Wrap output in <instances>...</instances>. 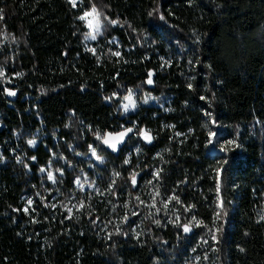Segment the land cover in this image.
Masks as SVG:
<instances>
[{"label":"trees","instance_id":"obj_1","mask_svg":"<svg viewBox=\"0 0 264 264\" xmlns=\"http://www.w3.org/2000/svg\"><path fill=\"white\" fill-rule=\"evenodd\" d=\"M263 184L264 0H0V264H264Z\"/></svg>","mask_w":264,"mask_h":264},{"label":"rangeland","instance_id":"obj_2","mask_svg":"<svg viewBox=\"0 0 264 264\" xmlns=\"http://www.w3.org/2000/svg\"><path fill=\"white\" fill-rule=\"evenodd\" d=\"M72 1V3L74 2H78L79 0H70ZM86 24V28H87V33L84 35L83 39H82V43L85 46L86 49L90 50V53H93V51H95V45L92 44L93 40L96 38V36L101 32L100 31V27L103 26L102 24V19H100V16L98 14V11L94 8L91 7L90 9H86L84 10L80 15H79ZM110 43H113V45L118 48L120 46L119 40H117V37L112 36L109 39ZM3 82H8V85L5 86L7 87H12L10 84H13V80H11V78L9 76L5 77V80H3ZM136 88H132L129 89L127 88L126 91L124 92L123 96L121 97V100L119 101V106H120V115H123L124 118V122L126 121V123H121L122 125H127V124H132L133 126L136 124V121L131 119L129 116H127L128 113L133 112V110L136 109L137 107V103H142L144 105L146 104H155L156 106L158 105H165L164 102L167 101V97H163L161 99L155 98L154 96H152L149 93H145L143 96H141L140 98L137 97V92H136ZM213 125V127H215L216 131L212 134H209L208 137V151L210 150H214L215 149V134H217V130L218 128H220L218 125L211 123ZM135 130V129H134ZM139 131H134V134L139 135L140 137L142 135H146V142L147 140L153 136L152 132H150L148 129H145L143 127L138 129ZM133 134V135H134ZM144 138V137H143ZM35 143V139H30L29 140V144L32 146ZM139 149V143H137L135 141V143L132 145L130 144L125 150H123V156L126 160V162H128L129 160V156L130 153L131 154H135L137 152V150ZM91 157L92 159H97L93 153V149L90 151ZM41 169L43 171L46 172V174L48 176H51V171L49 169H47L45 166L41 167ZM155 172L153 171V174ZM74 183L77 185V187H80V189L85 190L87 188L95 191L96 193H98V189L99 186L95 183V182H88L86 180V176L80 178H75ZM142 185H149L150 184V180L148 181L147 179H143V182L141 183ZM264 187V184H263ZM52 196V195H51ZM25 197V204L29 205L31 204V197H29L27 194H24ZM262 197L264 198V188L262 191ZM54 196L50 197L49 200L50 202L53 203L54 200ZM74 199V198H72ZM55 201V200H54ZM55 203V202H54ZM136 225V224H135ZM135 225H132V227H134Z\"/></svg>","mask_w":264,"mask_h":264},{"label":"water","instance_id":"obj_3","mask_svg":"<svg viewBox=\"0 0 264 264\" xmlns=\"http://www.w3.org/2000/svg\"><path fill=\"white\" fill-rule=\"evenodd\" d=\"M14 92H16L15 88L7 87L4 94L6 98L14 99ZM134 128L133 125L127 124L113 131H104L101 138H99V143L107 149V152L117 154L126 139L134 134ZM145 136L146 135H144V137Z\"/></svg>","mask_w":264,"mask_h":264},{"label":"flooded vegetation","instance_id":"obj_4","mask_svg":"<svg viewBox=\"0 0 264 264\" xmlns=\"http://www.w3.org/2000/svg\"><path fill=\"white\" fill-rule=\"evenodd\" d=\"M122 126H124V125H122ZM149 139H150V138H149ZM149 139H148V140H149ZM144 140L146 141V136L144 137Z\"/></svg>","mask_w":264,"mask_h":264}]
</instances>
